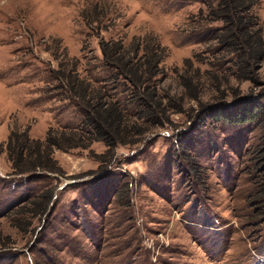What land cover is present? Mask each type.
I'll use <instances>...</instances> for the list:
<instances>
[{
  "label": "rangeland",
  "instance_id": "rangeland-1",
  "mask_svg": "<svg viewBox=\"0 0 264 264\" xmlns=\"http://www.w3.org/2000/svg\"><path fill=\"white\" fill-rule=\"evenodd\" d=\"M208 4L218 1L0 0V264H264V61L254 82L237 79ZM253 15L264 28V0ZM147 36L168 52L156 78L164 126L137 122L144 107L101 53L103 41ZM73 68L120 104L127 144L54 149L57 172L16 174L12 132L88 138L59 77ZM244 100L256 118L233 123Z\"/></svg>",
  "mask_w": 264,
  "mask_h": 264
},
{
  "label": "trees",
  "instance_id": "trees-1",
  "mask_svg": "<svg viewBox=\"0 0 264 264\" xmlns=\"http://www.w3.org/2000/svg\"><path fill=\"white\" fill-rule=\"evenodd\" d=\"M217 1L216 6L212 4L207 6L209 22L223 24L220 35L217 36V43L226 56L232 57L228 62L237 69L235 73L237 79L254 82V75L264 61V28L253 15L258 0ZM100 47L106 66L115 71L114 83L125 81L132 88L131 101H137L144 107L138 115L137 122L144 120L147 124L153 122L154 125L161 123L163 126L169 123L166 116L168 106H163L156 84V78L162 74L161 63L167 58L168 52L158 39L154 36L139 38L129 47L121 41H103ZM192 63V60H187L185 66L192 68ZM64 73L63 76H59L60 79L68 82L66 84L68 92L78 99L84 108V127L90 131L86 134L88 138L85 137L84 131L74 130L67 133L50 130L46 142L43 143L31 140L28 130L22 134L12 132L7 152L16 174L23 175L39 170L57 172L58 168L52 157L54 149L62 151L87 149L89 141H102L110 148H115L117 144H127L122 136L125 127H128L126 116L120 104L107 93L106 87H99L86 78H80L74 68L69 72L65 70ZM197 73H200L199 70ZM183 79L189 98L198 100V87L193 84V80L185 77ZM169 101L171 103L172 98ZM257 108L256 104L244 100L238 103L236 112L229 120L233 123L253 121ZM138 126L139 124L135 123L132 129Z\"/></svg>",
  "mask_w": 264,
  "mask_h": 264
}]
</instances>
